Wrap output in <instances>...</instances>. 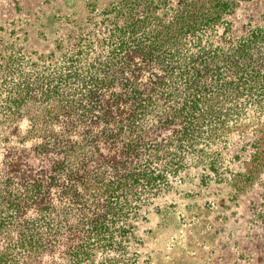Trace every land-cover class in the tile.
I'll list each match as a JSON object with an SVG mask.
<instances>
[{"label": "rangeland", "instance_id": "374dc122", "mask_svg": "<svg viewBox=\"0 0 264 264\" xmlns=\"http://www.w3.org/2000/svg\"><path fill=\"white\" fill-rule=\"evenodd\" d=\"M219 1V21L180 41L186 49L176 57V64L184 67L200 54H229L253 35L264 36V0ZM124 2L0 0V222L9 216L2 210L3 200L14 195L12 186L5 185L7 180L13 179V184L38 181L55 162L63 163L61 148L66 138L77 149L76 144H87L79 133L66 128L56 112L86 89L85 83L70 81L72 59L83 61L79 64L82 70L98 67L107 57L104 42L110 31L116 24L132 21ZM129 2L137 18H146L150 29L164 32L187 9L200 15L216 12L218 0ZM261 44L264 58V41ZM262 73L258 82L250 73L242 82L227 80V85L210 89L216 101L212 107L203 104L199 108L206 119L201 138L196 145L185 143L180 149L184 150V169L168 175V184L144 195L142 202L137 203L135 197L129 200L136 207L128 221L134 226L126 243L129 253L118 249L100 252L95 258L98 263L264 264V70ZM23 76L42 87L29 102L15 104L12 96L18 89L14 84ZM250 82L252 94L241 89ZM48 88H54V96L43 98ZM177 107L162 101L146 116L144 127L154 128L162 113ZM166 135L164 149L171 142L168 149H178L172 133ZM54 220L55 212L45 216L41 224L44 235ZM69 237L67 233L60 238V244L53 245L56 249L44 252L40 262L70 264ZM8 241V233H0V251Z\"/></svg>", "mask_w": 264, "mask_h": 264}, {"label": "trees", "instance_id": "16d2710c", "mask_svg": "<svg viewBox=\"0 0 264 264\" xmlns=\"http://www.w3.org/2000/svg\"><path fill=\"white\" fill-rule=\"evenodd\" d=\"M124 1L132 21L116 24L110 31L104 42L108 54L98 67L82 70L83 61L72 59L70 81L85 83L86 89L56 112L66 128L79 133L87 144H76L77 149L66 138L63 163L55 162L36 182L13 184L9 179L5 184L12 186L14 195L1 206L9 216L0 222V233H8L10 241L0 251V264H42L43 253L56 249L53 245L67 233L70 264H111L98 263L96 255L117 249L128 254L126 243L134 232L128 221L136 209L129 200L135 197L142 202L144 195L168 184V175L184 169L180 149L185 143L196 145L201 138L206 119L199 108L212 107L216 101L210 89L227 85V80L242 82L250 73L255 82L262 77L263 35H253L229 54H200L184 67L174 62L185 48L180 41L219 21V0L216 12L200 15L187 9L164 32L150 29L147 19L137 18L129 0ZM30 80L23 76L14 84L18 94L12 96L13 103L29 102L42 87L38 79ZM251 84L241 89L252 94ZM48 91L43 98L54 96V88ZM162 101L178 107L162 113L154 128H145L146 116ZM167 132L178 149H168L172 142L164 149ZM103 148L109 151L104 154ZM50 212H55L56 220L44 235L41 224Z\"/></svg>", "mask_w": 264, "mask_h": 264}]
</instances>
